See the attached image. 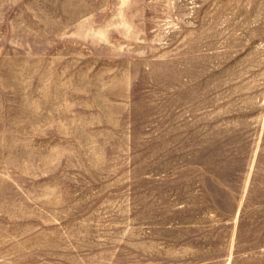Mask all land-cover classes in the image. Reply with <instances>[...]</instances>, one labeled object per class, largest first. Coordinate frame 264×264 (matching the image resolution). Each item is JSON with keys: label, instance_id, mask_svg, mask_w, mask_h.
<instances>
[{"label": "rangeland", "instance_id": "obj_1", "mask_svg": "<svg viewBox=\"0 0 264 264\" xmlns=\"http://www.w3.org/2000/svg\"><path fill=\"white\" fill-rule=\"evenodd\" d=\"M0 264H264V0H0Z\"/></svg>", "mask_w": 264, "mask_h": 264}]
</instances>
